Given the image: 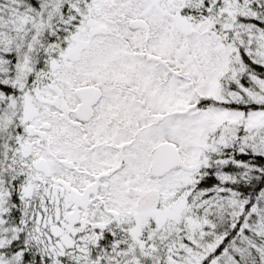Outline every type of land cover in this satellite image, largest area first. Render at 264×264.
<instances>
[{"label": "snow or ice", "instance_id": "snow-or-ice-1", "mask_svg": "<svg viewBox=\"0 0 264 264\" xmlns=\"http://www.w3.org/2000/svg\"><path fill=\"white\" fill-rule=\"evenodd\" d=\"M0 264H264V0H0Z\"/></svg>", "mask_w": 264, "mask_h": 264}]
</instances>
